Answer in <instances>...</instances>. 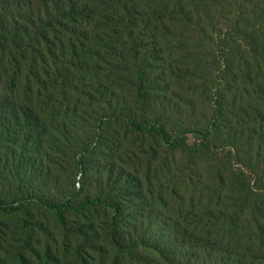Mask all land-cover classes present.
Returning <instances> with one entry per match:
<instances>
[{
    "label": "rangeland",
    "instance_id": "374dc122",
    "mask_svg": "<svg viewBox=\"0 0 264 264\" xmlns=\"http://www.w3.org/2000/svg\"><path fill=\"white\" fill-rule=\"evenodd\" d=\"M116 1L133 18L128 40L119 37L127 27L118 25L124 13L110 8ZM81 2L114 20L100 27L104 31L96 36L102 41L87 30L80 53L87 60L86 99L59 103L60 110L25 127L22 138L29 139L31 151L23 161L12 157L9 112L0 118V264H17L18 251L25 264H75L77 239L52 213L20 204L24 193L54 203L97 195L118 202L122 218H133L120 233L144 236L133 250L144 259L133 264H169L151 249L154 244L178 255L192 247L190 264H237L240 254L264 264V0ZM114 33L117 41L110 38ZM55 50L58 69L64 60L68 66L71 55ZM141 78L148 82L144 110L137 94ZM218 96H224L225 113L213 147L190 167L191 152L202 146L191 134L189 150L173 152L154 135L135 133L120 121L104 120L97 128L104 115L122 113L165 124L171 132L207 129ZM2 105L7 108V102ZM193 169L197 175L189 180ZM117 177L119 185L113 182ZM130 191L133 202L126 200ZM243 198V216L235 226L223 225L232 223V209ZM112 215V209L95 207L65 216L92 237L87 264H112L106 243ZM225 229L238 231L242 246L221 247Z\"/></svg>",
    "mask_w": 264,
    "mask_h": 264
},
{
    "label": "trees",
    "instance_id": "16d2710c",
    "mask_svg": "<svg viewBox=\"0 0 264 264\" xmlns=\"http://www.w3.org/2000/svg\"><path fill=\"white\" fill-rule=\"evenodd\" d=\"M81 1L33 0L29 3L28 0H0V118L5 117L6 112H9V123L13 129V135L10 134L9 137L15 138L16 142V148L12 152L13 158L18 156L23 161L27 151L30 150L28 148L29 139L24 142L25 139L22 138L25 127L28 129L32 124L40 122L49 111L59 109V103H65L68 100L79 102L87 97L85 90L90 84L86 82L85 78L88 72L87 60L80 54L85 51L83 42L90 31L95 37V42L102 41L98 39L96 34L100 29L104 31V28L100 27L104 22L106 23V20L109 22L114 20L104 19V16H102L104 10L97 8L99 12L96 13V8L89 9L90 7ZM120 5L119 1H116L110 8H115L116 12L122 11L124 13H120L121 16L118 19L120 23L118 25L127 27L122 30L123 33L119 37H126V40H128L132 34L133 18L126 12L127 8L123 5L121 8ZM105 7L109 8L108 6ZM88 29L91 30L87 32ZM110 38L113 41L118 40L115 33ZM55 46L60 51L66 50L71 55L68 59V63H70L68 66L65 65L64 60L61 61L63 65L58 69L59 58L54 53L56 51ZM77 48L80 50L77 51ZM77 59H79V62L74 64L73 62ZM244 61L250 65L246 60ZM96 68L99 69L100 67ZM51 74L56 78L52 77ZM147 85L146 79H139L137 94L138 99L141 101L142 110L148 105L149 98L145 92ZM223 98L224 96H218L215 99L217 107L212 123L209 128L203 130L179 128L177 132H171L165 124L157 121L144 123L122 113L104 115L98 121L97 128H101V123L104 120L120 121L128 125L135 133L154 135L167 150L173 152L189 150L187 137L191 134L201 140L203 147L200 146L198 150L191 152L190 157L188 156V166L190 167L192 163L197 164L201 155L213 147L211 139L220 128L225 113ZM4 102H7V108H3L2 103ZM16 102L18 106L15 105ZM50 117L54 118L53 115ZM0 123L2 122L0 121ZM0 133H2L1 130ZM1 144L2 138L0 135ZM39 154H41V151ZM194 175H197L196 169L191 170L189 180ZM119 177L113 181L115 185H119ZM219 180L224 181L223 178ZM132 199L133 192L130 191L126 200L133 202ZM18 200L20 204L35 205L52 213L61 228L72 238L77 239L78 243L73 249L76 258L75 264H87L86 252L93 240L83 226L73 227L67 222L65 216L67 214H78L87 208L95 207H105L113 210V215L109 220L110 232L106 237L107 246L110 247L109 250L114 256L112 264H133L134 260L144 259V257L133 251L136 246H139V243H142L144 236H133L131 234L125 236L120 233V228L133 223V218H122V205L118 202H110L108 196L85 197L79 202H74L72 197H65L60 203H54L34 193H24ZM246 205H248L246 198L241 199L239 204L232 209L233 213L229 217L232 223L227 220L223 225L235 226L238 218L243 216V209ZM255 206L257 205L254 204ZM129 216L133 217V213ZM238 233V231L231 232L225 229V235L222 236L223 246L221 247L242 246L236 240ZM150 236L151 234H147L146 237L150 238ZM242 240L243 237L239 236L240 243ZM27 242H29V236L26 237ZM250 244L255 243L251 242ZM190 248L192 249V247ZM151 249L159 257L162 256L169 264H190L193 260V254L189 248L184 251V254L181 251L180 255L176 250L167 251L157 244L151 246ZM221 250L219 248L216 252ZM15 259L17 264L26 263L24 254L21 251L16 253ZM237 264L251 263L244 255L240 254Z\"/></svg>",
    "mask_w": 264,
    "mask_h": 264
}]
</instances>
